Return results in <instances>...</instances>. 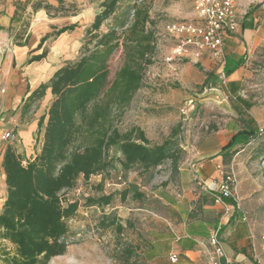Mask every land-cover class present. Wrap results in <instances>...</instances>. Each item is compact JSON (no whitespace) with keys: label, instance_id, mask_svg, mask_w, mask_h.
Listing matches in <instances>:
<instances>
[{"label":"trees","instance_id":"trees-1","mask_svg":"<svg viewBox=\"0 0 264 264\" xmlns=\"http://www.w3.org/2000/svg\"><path fill=\"white\" fill-rule=\"evenodd\" d=\"M27 6L31 8L30 14L43 9L50 17L67 16L70 9L72 14L77 12L76 4H66L65 0H58L57 6L44 0L20 1L16 2L11 26L20 22L19 14L25 13ZM255 7L249 8L247 16L253 14ZM96 9L93 21L85 28L78 57L57 67L51 78L30 92L23 104L27 108L44 98L47 91L52 97L36 123L41 133L38 153L25 164L11 146L2 154L6 195L0 210V264H48L66 254L72 244L68 225L78 218L79 208V202L68 200L66 195L76 187L80 177L88 181L92 176L109 172L117 163L124 171L135 169L140 179L150 182L157 167L169 160L174 169L183 156L182 148L173 139L176 131L163 143L153 144L137 126L126 131L119 129V120L141 87L144 71L153 63L159 45L157 22L149 5L144 0H97ZM241 25L243 29L252 28L245 21ZM11 26L8 31L13 40L23 39L15 46H24L29 38L25 31L29 23L22 22V30ZM75 27L69 24L43 36L30 55L40 53L30 56L28 64L46 57L48 49L44 43L48 39ZM120 49L122 65L111 79L110 58ZM243 62L244 57L227 59L225 77ZM238 86L230 81L225 84L235 96ZM237 101L242 104L236 105L234 111L243 129L232 134L222 148L227 154L234 146H246L259 137L255 120L243 116L252 104L240 98ZM112 150L118 157L111 156ZM127 193L128 190H123L118 196L125 201ZM111 200L112 195H101L88 196L85 201L89 206L104 207ZM225 203L235 206L231 198ZM125 247L126 258H131L135 249Z\"/></svg>","mask_w":264,"mask_h":264},{"label":"rangeland","instance_id":"rangeland-1","mask_svg":"<svg viewBox=\"0 0 264 264\" xmlns=\"http://www.w3.org/2000/svg\"><path fill=\"white\" fill-rule=\"evenodd\" d=\"M70 1L72 0L66 4L72 3ZM144 1L149 5L157 22L159 45L152 57L153 63L144 71L141 87L119 120V129L126 131L137 126L153 144L163 143L176 131L173 139L178 147L183 148L196 141H206L212 134L224 133L229 128L242 130L243 125L234 108L242 104L237 101L239 98L251 103L249 112H244L243 116L245 119L253 118L258 130L262 129V135L251 140L246 146H234L231 152H228L231 157H228L222 166L226 171L233 169L237 182L235 197L238 207L235 211L239 223L236 229L241 231L245 228L250 232V259L254 264H264V154H261L264 152V0H240L238 30L224 40V48L229 47L232 60L244 57L240 69V96L228 92L225 88L227 76L223 84V79L220 81L218 77L221 78L223 71L220 72L218 64L207 55L200 60L183 59L178 62L175 73L170 71L165 62V57L177 44L175 39L166 35L165 25L193 22L195 19L191 0ZM75 4L77 12L72 14L73 10L70 9L67 14L69 17L57 14L52 17H58L56 24L60 28L76 21L74 23L83 34L79 38L81 43L85 28L93 21L97 9L95 5L90 6L88 0ZM252 7L256 9L253 14L247 16L249 8ZM19 15L20 22L14 27L21 29L22 22L30 23L33 15L30 12ZM244 21L251 24L252 28L243 29L241 24ZM28 28L25 31L29 34ZM102 28L106 29L105 26ZM52 39L49 41L52 42ZM77 40L78 37L74 35L70 40L73 48L65 54L59 51L58 57H54L53 61L60 63L63 60H75L79 50L75 45ZM22 41L23 39L17 42L13 40L12 43L16 45ZM11 62L12 72L17 63ZM25 65L26 62L23 66ZM121 65L120 49L110 58L111 79ZM23 66L19 68L21 73L24 72ZM4 97L6 94L1 95L0 100ZM51 100L52 97L48 95L27 108L23 105L21 115L17 116L13 124L3 126L2 132L10 131L16 134L17 129L21 131L32 126L30 140L34 147L39 145L41 133H38L36 123L46 112ZM15 105L10 110L0 111V118L3 119L0 124L4 125L8 118L18 112L19 109L15 108ZM181 109H184L185 113H182ZM8 143L18 145V142H0L2 145ZM240 150H243L241 156L236 155ZM182 152L184 156V151ZM110 154L114 158L119 155L114 150ZM167 163L166 160L161 169L154 172V179L150 182L146 178L137 181L135 177L139 176L135 169L124 171L117 163H114L109 172L91 177L88 182L80 177L76 187L66 195L68 200L79 202L78 218L68 225L71 234L69 240L72 244L67 247L65 255L51 259L48 264H163L159 260L149 262L144 258V252L149 248L154 220L150 221L139 208L143 203L142 193L146 191L142 187L149 191L160 182L167 173ZM123 190H128L125 201L118 196ZM135 193L141 196L135 198ZM101 195H112V203L96 207L89 206L85 201L88 196ZM117 227H120V231ZM125 246L135 249L131 258H126Z\"/></svg>","mask_w":264,"mask_h":264},{"label":"crops","instance_id":"crops-1","mask_svg":"<svg viewBox=\"0 0 264 264\" xmlns=\"http://www.w3.org/2000/svg\"><path fill=\"white\" fill-rule=\"evenodd\" d=\"M20 1L26 2L27 0H0L1 42L9 39L13 42L8 28L11 26V19L16 10V2ZM67 1L69 0H65V2ZM83 1L72 0L70 2L81 4ZM46 2L54 6L58 5V0H46ZM96 2L97 0H88L90 6H96ZM237 5L240 6V0H238ZM26 12L31 13L30 6L26 7ZM32 15L27 43L21 47L13 45L12 54L3 61L4 94L6 97L0 100V111L10 110L14 104H16L15 108L19 110L11 118H8L4 125L0 124V135L3 133V126L13 124L17 116L21 115V108L26 98L31 94L30 92L39 84L46 83L55 69L65 62L63 60V62L55 63L53 58L58 57L59 51L65 54L73 48L70 45V40L74 35L78 37L75 45L78 48L81 46L79 38L83 34L74 21L72 24L76 25L75 30L68 31L53 39L50 38L44 43L48 53L43 60L28 64L27 59L39 52L30 55V52L37 48L40 39L51 34L56 28H60L56 24L58 17L48 16L43 9L37 10ZM72 17L74 18L75 15ZM15 24H12V29L15 28ZM51 39L52 42L49 41ZM47 42L49 43L47 44ZM229 55V47L224 48L226 60L231 59ZM11 61L17 63L12 72ZM25 62L26 65L23 66ZM22 66L24 72L21 73L19 68ZM240 69L241 67L227 76L226 79L239 84L236 91L237 95L241 93L242 72ZM46 93L44 97L50 95L48 91ZM0 122H3L2 118H0ZM31 130L32 126L23 128L21 131L17 129L16 142L18 145L0 144V186L2 188L0 210L6 195L4 174L1 167L2 154L8 146H11L21 156L23 164L31 160L40 148V144L33 146L30 140ZM236 132L237 130L229 128L224 133L212 134L206 141H196L183 147L184 156L174 169L170 167V161L167 160L165 177H162V180L149 191L146 187H142L146 191L142 193L143 203L139 210L144 212L150 221L154 220L153 232L150 234L151 240L148 243L149 248L144 252V258L147 261L159 260L163 264H212V247L208 244V239L211 234L218 231V238L223 245L225 254L224 257L220 258L221 264H254L249 255L248 239L251 237L250 232L245 228L241 231L236 229L239 223L236 217V205L215 203L207 188V185L217 177V165H223L228 157H231L222 148L227 145L232 134ZM242 152L243 150H240L236 155L241 156ZM161 166L157 167V170L161 169ZM135 178L140 181L139 177ZM241 228H243L242 225ZM170 253L177 254L176 263L169 262Z\"/></svg>","mask_w":264,"mask_h":264},{"label":"built area","instance_id":"built-area-1","mask_svg":"<svg viewBox=\"0 0 264 264\" xmlns=\"http://www.w3.org/2000/svg\"><path fill=\"white\" fill-rule=\"evenodd\" d=\"M188 1V0H186ZM238 0H191L194 13L193 22H177L165 25L166 35L177 42L168 55L165 62L170 67V71H177L178 62L186 58L200 60L207 55L215 61L220 72L225 66L224 40L233 35L238 30L239 9ZM12 40L0 41V94L5 93V78L3 76V61L12 54ZM223 84L225 83L224 72L221 74ZM240 96V95H239ZM185 113L184 109H181ZM262 129L258 130L259 136ZM16 142V134L13 132H3L0 135V142ZM209 195L217 204H225V200L231 198L236 207L237 182L233 169L226 171L224 166L217 165V177L207 185ZM245 220V218L243 219ZM208 244L212 247V264H221L220 258L224 257V248L218 238V231L210 235ZM177 254L170 253L169 262L176 263Z\"/></svg>","mask_w":264,"mask_h":264}]
</instances>
